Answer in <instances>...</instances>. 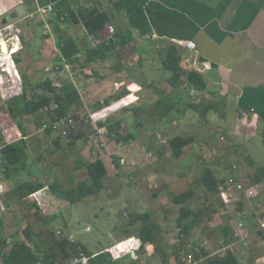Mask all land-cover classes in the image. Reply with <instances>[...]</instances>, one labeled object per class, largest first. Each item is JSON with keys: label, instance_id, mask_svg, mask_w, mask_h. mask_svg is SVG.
I'll return each mask as SVG.
<instances>
[{"label": "crops", "instance_id": "crops-1", "mask_svg": "<svg viewBox=\"0 0 264 264\" xmlns=\"http://www.w3.org/2000/svg\"><path fill=\"white\" fill-rule=\"evenodd\" d=\"M49 4L55 10L48 18L51 24L48 31L45 21L36 18L35 11ZM19 5H23L26 14L11 22L21 31V48L11 51L6 42L0 41L2 54L17 53L21 75L16 86L19 90H8L3 96L0 93V220L10 244L26 241L24 230L29 224L37 233L49 229L56 233L62 229L68 234L64 229L67 223L65 227L51 228L63 209L85 201L80 212L86 203H91L92 200L87 201L90 196L96 201L101 199L97 193L74 202L69 199L70 202L51 191L53 184L60 183L64 194L89 181L87 162L104 161L108 169L105 183L111 177H116L117 182L122 169L129 168L127 176L136 180V191L148 193L152 204L158 201L163 205L168 192L172 195L174 190L179 193L190 187L196 188L198 200L203 191L194 184L195 172H199L200 178L204 168L210 166L220 178L226 174L220 165L205 160L208 152L202 144H212L217 136L224 143L231 139L230 135L250 140L259 129L264 132V0H0V22ZM152 35L156 37L148 39ZM190 40L197 43V53L187 47ZM170 45L181 54L185 69H195L204 75L205 91L191 87L185 77L179 86L172 85V73L164 66V51ZM188 58L192 59L190 63L186 62ZM45 82L57 92H62L69 83L78 90L68 97L70 115L75 119L71 127L75 129L71 131L73 136H69L68 130L65 133L63 129H43L45 123L62 117L55 103L45 111L24 117L20 123L8 122V105L16 96L23 98L24 89L28 96L51 94L41 88ZM106 102L113 104L103 107ZM202 106L214 113L230 110L233 120L219 124L216 132L215 128L199 130L190 126L198 120L191 116L190 110ZM241 108H255V112L246 119L240 113ZM94 112H102L97 122L90 117ZM204 123L201 122L202 126ZM98 128H105V134L98 135L95 131ZM186 132H190L188 137H193L194 143L186 146L183 156L177 159L167 141L179 135L187 137ZM7 143H20L24 151L22 162L8 163L1 153ZM199 148L204 156H194ZM235 152L237 156L257 154L256 148L248 151L243 145ZM250 160L256 167L255 159ZM249 179L247 182H251ZM160 181H165L163 191L157 190ZM25 182L44 187L30 197L20 198V185ZM258 191L264 194L263 182ZM246 202L240 203L239 214L250 212L244 206ZM221 203L224 210H230L231 205ZM217 216L216 213L204 223L213 220L216 223ZM152 218L151 223L162 229L170 223L167 215L160 221L154 222ZM245 220L230 219L233 229L225 227L236 233L240 230L239 223ZM263 220L264 217L260 222ZM132 227L127 229L137 236ZM86 228L76 233L70 231L77 238L70 248L81 247L98 261L108 254L104 251L107 247L123 238L118 235L113 243L95 250L87 246L89 238L97 240L90 235L93 227L88 224ZM165 233L168 230L161 234ZM257 233H249L245 241L236 234L231 240V234L227 244L224 233L220 242L224 252L232 250L242 264H264V230ZM251 240H259L257 244L263 250L259 251ZM159 243L163 248L159 251L140 250L135 257L129 254L107 264L162 262L163 253L171 264L176 262L174 247ZM0 264H5L2 258Z\"/></svg>", "mask_w": 264, "mask_h": 264}, {"label": "trees", "instance_id": "trees-1", "mask_svg": "<svg viewBox=\"0 0 264 264\" xmlns=\"http://www.w3.org/2000/svg\"><path fill=\"white\" fill-rule=\"evenodd\" d=\"M16 54H14L15 61L18 60V57L16 60ZM164 54V66L172 73L170 78L172 85L175 87L179 86L181 84V78L185 77L189 85L196 90L203 92L207 89L206 79L201 72L188 67L185 69L181 65L182 56L179 54L174 45L166 47ZM47 83L48 82L43 83L41 88L48 89V91L51 93L50 95L34 94L33 96H28L25 92L26 89H24L25 91H23V98L16 96L14 100L9 103V123L10 121H14L16 124L20 123L21 119L24 117L29 115L32 116L41 111H45L54 103L58 105L60 111L63 113L60 119L72 118L75 122V119L72 117L73 114L70 115L71 107L68 102V97L73 96L76 92H78L76 87L69 83L62 92H57L55 87H52L51 85L48 86ZM112 104V102H106L102 106L108 107ZM197 109L199 108L197 107ZM204 109L208 114L210 108ZM1 122H5V120ZM8 122H6V124H9ZM1 127L2 126L0 124V135L2 132ZM72 130L75 129H71L70 127L68 128L69 136H73L71 134ZM192 143H194L193 137H184L180 135L167 141L170 151L177 159H180L183 156L185 147ZM1 153L11 165H17L23 161L24 151L20 143L5 144L1 148ZM85 166L89 173V181L79 184V186L76 188L67 190L64 192V194L61 191L60 183L53 184L51 186V191L54 193V195L66 200L70 199L74 202L81 198L97 194L105 189L108 169L104 161L97 159L93 162H87ZM225 180L226 178H220L218 175H216L211 167H206L199 179V182L203 184L207 191L211 194L210 198L215 197L218 199L220 184ZM251 182L257 186L264 182V166L259 168L257 173L251 176ZM43 187L44 186L42 184L33 185L32 183L25 182L20 185L19 197H30ZM17 188H19V185ZM171 197L175 204L180 205L179 214L177 217V225L180 228L182 236L190 235L191 231L195 227L201 226L207 219H212L214 210H212L211 207L207 209H194L187 205L189 200H192L194 197H196V188L190 187L186 191L172 194ZM151 218L152 213L145 212L133 218L130 223L132 226H135L141 221L144 222L137 234V237L142 242V247L140 250L143 252H154L163 249L160 247L159 243V234L163 232V229L159 224L150 223ZM230 230L231 229L229 227L223 228V233H225L226 236V244L235 239V233H231ZM125 232L127 236H132V233L129 231V229H126ZM24 233L26 235V241H17L13 244H10L8 239L4 236V226L0 220V258H2L5 264H71L70 260L74 255L84 252L81 247L78 246L70 248L73 243H71L65 237L57 236L53 229L41 230L39 233H37L34 230L32 224H29L24 230ZM231 234L232 238H230ZM176 248L177 249L174 247V253L177 255V263L182 264L183 255H181V252L185 247L183 245H179ZM200 248L201 250H198L197 247L196 249L194 248L195 254L199 258H205L204 264H242L239 257L232 250L214 254L202 246H200ZM85 253L91 257L88 264H107L108 261L114 260L109 253L107 255H103L101 257V261L96 260L93 254L87 250H85ZM161 258L162 262L171 264L170 260L166 259L164 253L162 254Z\"/></svg>", "mask_w": 264, "mask_h": 264}, {"label": "rangeland", "instance_id": "rangeland-1", "mask_svg": "<svg viewBox=\"0 0 264 264\" xmlns=\"http://www.w3.org/2000/svg\"><path fill=\"white\" fill-rule=\"evenodd\" d=\"M36 18H38V15H36ZM0 27H4L1 22ZM7 32L8 31H5V33ZM7 41L12 46L13 43L16 42V39L9 38V40H7L6 38V41L4 42ZM8 55L9 54H2L3 57H9ZM5 66H8V64L5 63ZM18 82L19 81L16 80V86ZM17 87H11L10 91H17ZM203 107L204 106L199 109L190 110L191 116H195L198 119L195 123H192L190 126H194L199 130H203L205 129V127L208 129H214L219 124L225 121L230 122L233 120V112H231L230 110L222 112L216 111V113L210 111L207 114ZM242 110L243 108L240 109V113ZM199 120H201V122H205L204 126H202ZM215 129V132L219 130V128ZM184 135L188 137L190 135V132H186L184 133ZM230 138L231 139H228V141L224 143L221 142L219 136H217L216 138H214L212 144H202L204 151L208 152V155H206L207 158H205V160H207L209 164H217L218 167L220 165L222 169H224V172L226 174H233L236 176L239 174L238 176H240L242 179L238 176L237 178H239V180L243 182L245 181V183L247 184V189L253 190V195H248L246 191L236 192L235 197L232 199V201L228 204L225 203L226 205H231L230 210H224L223 204L221 203L223 200H221L220 198L217 199L215 197H212V199H210L211 194L207 191L206 187L199 182V172H195L194 184L199 185L203 192H201V195L198 200L197 197H194L192 200L188 201L187 205L194 209H207L211 207L212 210H214L212 219L214 218V215L216 213L219 214V216H217L216 218V223L213 220V222L210 224H208L209 222H206L201 226L193 229L189 236L186 235L187 238L186 236H184V238L186 239H183L182 234L180 232V228L177 225L176 217H178L180 205H177L173 202L171 194H169V192L168 198L164 201L163 205L158 204V201H154L153 204L150 203V195L148 193H143L142 191H139L138 193L136 191V189L138 188L136 180H134V178L130 175L127 176L129 168L124 170L122 169V172L119 175L120 178L117 180V182L116 177H111L108 179L106 183L108 187L98 193L101 198L98 201H96L94 196H90L87 201L92 200L89 201L91 203H86V206L82 207V210L80 212L79 209L81 205L85 203V201L76 203L71 207L68 206L67 208L63 209L61 215L59 216L60 219H57V222L52 224L51 228L65 227V224L67 223L64 229H67L69 233L70 231L76 233L81 229H85L88 224H91V226L93 227V231L90 232V235L92 237L96 236L97 240L95 241L92 238H89L88 241L90 243L87 246L89 248L95 247V250L100 249L101 245L105 246L107 244L113 243L118 235L127 237L125 230L127 228H131V220L139 214L145 212L152 213V221L154 222L160 221L164 215H167V221L170 223L169 225H164V227L166 230H168V234H160V241L162 244L166 243L167 245H169V247H175V249H177L176 247H178L179 245H185V247L187 248L184 249L185 252L195 251L196 247L198 248L206 242L208 243V250L212 253L216 254L224 252V248L222 247V242H220V239L223 237V228L225 227V225H228L233 229L234 226L232 227L230 219H246L245 222H242V224L244 225L241 229L242 234H245L248 238L250 236L249 233L252 232L258 235L257 231L259 229L264 230V220L260 222V219L264 217V194L259 193L257 185H254L252 182L247 181L249 179L250 174L254 172L251 175L253 176L257 173L259 168L264 166L263 131L259 129L258 134L250 140L244 138L235 139L231 135ZM239 145H243L246 149H248V151H252L253 148H256L257 152L255 153L261 155L251 153L254 156H244V154H239L237 156L235 150H238ZM194 156H204L203 150L199 148ZM252 157L256 161V167H253L251 164L250 158ZM203 158L204 157H202V159ZM236 165L238 166L237 170H234L233 166ZM214 169L216 168L214 167ZM226 174H224V177ZM251 176L249 180H251ZM159 183V189L157 190L163 191L165 189V181H160ZM178 191L179 190H174L173 193H177ZM134 195H137V197H135ZM135 199L140 200L139 203L141 204L139 205V203H136ZM244 201H247L244 206H248L250 212L248 213L247 211L245 213L239 214V205L240 203L243 204L242 202ZM249 204L251 205L249 206ZM217 209H219V212H216ZM236 215H238V217H236ZM142 224H144L143 221L137 223L134 227H132L131 230L139 232L142 227ZM165 229H163V231ZM89 231L90 230H88V233ZM251 241L252 242L250 243L255 245L259 249V251L263 250L262 246L257 244L259 240Z\"/></svg>", "mask_w": 264, "mask_h": 264}, {"label": "built area", "instance_id": "built-area-1", "mask_svg": "<svg viewBox=\"0 0 264 264\" xmlns=\"http://www.w3.org/2000/svg\"><path fill=\"white\" fill-rule=\"evenodd\" d=\"M54 6L52 4L46 5V6H39L38 9L35 11V13L41 17L45 21V28L49 31L51 29V24L49 22L52 14L54 13ZM1 18V17H0ZM49 18V20H48ZM4 27H0V41H6L9 40V38H15L16 42L13 43L11 46L9 42L7 41V46L11 48V51L14 49H20L21 46L19 47L21 43V38H20V29L16 26L15 22H9L8 24H3ZM5 31H8L5 33ZM156 37L155 35L148 36V39ZM184 44V42H181ZM187 47L193 50L195 53L198 52L197 48V43L194 40H190L187 42ZM0 93L6 95L8 90H11V87H16V80L19 81L21 80V75L19 68L17 67L16 61L14 59V54L15 52H12V54L9 57H3L2 56V50H0ZM14 53V54H13ZM192 61L191 58L186 59V62L190 63ZM5 63L8 64V66H5ZM12 82V85H11ZM14 85V86H13ZM255 112V108H250L245 110L243 109L241 111V115L249 119L251 115ZM102 114V112H97V113H92L90 114L91 119L94 122H97L99 119V115ZM103 115H106V112H104ZM75 125V122L72 118H63L59 121L55 122H50V123H45L43 125V129H52V130H64L65 133H68L67 130L70 127H73ZM98 135H103L105 134V128H98L97 130ZM105 145L109 147V144L106 142ZM237 165L233 166L234 170H237ZM241 191H246L248 195H253V190L247 189V184L239 178H237L236 175H229L226 177V180L220 184V190H219V198L224 201V203L228 204L232 201V199L235 197L236 192H241ZM264 224V222H263ZM244 225L239 223V228L240 230L236 231V236L238 238H242L244 240H247V236L245 234H242L241 229ZM87 229H91V227H88ZM62 233H65L64 230L60 229L57 231V234L60 235ZM67 239L71 243H77V238L74 234L71 232L67 234ZM207 242L202 245L205 249L208 250L207 247ZM142 247V242L141 240L135 236H127L123 237L120 240H117L113 245L110 247H107L104 251L109 253L114 260L120 259L126 255H132L136 256L138 253V250H140ZM198 250H201L200 247H198ZM183 254V260L182 264H204V257H197L195 254V251H187V252H182ZM215 254V253H214ZM90 256L85 254L84 252H80L79 254L75 255L71 260V264H87L90 260ZM151 264H166L161 261H155ZM172 264H178L177 261L172 263Z\"/></svg>", "mask_w": 264, "mask_h": 264}, {"label": "water", "instance_id": "water-1", "mask_svg": "<svg viewBox=\"0 0 264 264\" xmlns=\"http://www.w3.org/2000/svg\"><path fill=\"white\" fill-rule=\"evenodd\" d=\"M26 10L24 9L23 5L17 6L16 10L7 14L5 17L2 18L3 24H8L9 22L18 19L21 16H25Z\"/></svg>", "mask_w": 264, "mask_h": 264}, {"label": "bare ground", "instance_id": "bare-ground-1", "mask_svg": "<svg viewBox=\"0 0 264 264\" xmlns=\"http://www.w3.org/2000/svg\"><path fill=\"white\" fill-rule=\"evenodd\" d=\"M154 38H155V37H154ZM152 39H153V38H152ZM66 119H67V118H66ZM97 130H98V129H97ZM97 130H96V131H97ZM56 234H57V232H56ZM57 236H59V237L61 236V237H65V238H67V234H66V233H62V234H60V235L57 234Z\"/></svg>", "mask_w": 264, "mask_h": 264}]
</instances>
